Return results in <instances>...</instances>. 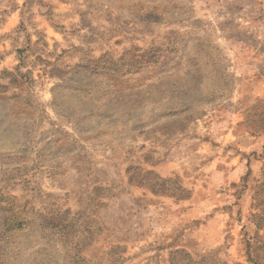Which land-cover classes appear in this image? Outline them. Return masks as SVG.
Wrapping results in <instances>:
<instances>
[{"label": "rangeland", "instance_id": "1", "mask_svg": "<svg viewBox=\"0 0 264 264\" xmlns=\"http://www.w3.org/2000/svg\"><path fill=\"white\" fill-rule=\"evenodd\" d=\"M248 8L0 0V264H264Z\"/></svg>", "mask_w": 264, "mask_h": 264}, {"label": "crops", "instance_id": "2", "mask_svg": "<svg viewBox=\"0 0 264 264\" xmlns=\"http://www.w3.org/2000/svg\"><path fill=\"white\" fill-rule=\"evenodd\" d=\"M227 3H235L237 5H240L244 3L246 6H248L249 10H254L255 11V17L251 16H244L242 17L245 20H250V21H264V0H226ZM245 15V14H244ZM240 18V19H242ZM263 33V32H262ZM264 36V34H263Z\"/></svg>", "mask_w": 264, "mask_h": 264}]
</instances>
